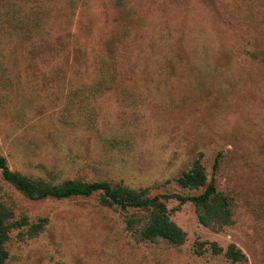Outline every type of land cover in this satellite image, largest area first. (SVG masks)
I'll return each instance as SVG.
<instances>
[{"label":"rangeland","instance_id":"obj_1","mask_svg":"<svg viewBox=\"0 0 264 264\" xmlns=\"http://www.w3.org/2000/svg\"><path fill=\"white\" fill-rule=\"evenodd\" d=\"M0 156L32 181L106 182L150 196L203 191L175 179L196 161L227 197L229 224L165 202L186 234L143 241L103 194L31 201L0 174V206L46 218L4 264H264V0H0ZM218 159V168L212 166Z\"/></svg>","mask_w":264,"mask_h":264},{"label":"trees","instance_id":"obj_2","mask_svg":"<svg viewBox=\"0 0 264 264\" xmlns=\"http://www.w3.org/2000/svg\"><path fill=\"white\" fill-rule=\"evenodd\" d=\"M216 158L212 173L218 168ZM1 178L15 188L19 193L31 201L53 198L56 200L71 197H89L95 192H101V203L116 206L122 211L134 209L145 213V218L125 216L127 229L138 234L143 241L162 240L173 246H180L186 240L185 232L170 219L165 202L176 199L179 204L192 203L197 220L204 226L213 227L229 224L231 212L227 197L218 192L213 176L207 182L205 169L199 161L186 172L179 175L175 182L183 189L203 191L196 195H181L177 193L150 196L147 189L133 190L121 186H113L106 182L84 183L68 181L61 186H50L42 181H32L10 170L5 157L0 156ZM47 224L46 218H39L30 222L26 216L14 218L12 211L0 206V264L7 259L5 245L16 230L18 240L31 239L41 234ZM198 252H202L205 245H209L213 254H223L226 259L235 264H246L245 254L233 243L225 249L214 242H196Z\"/></svg>","mask_w":264,"mask_h":264}]
</instances>
